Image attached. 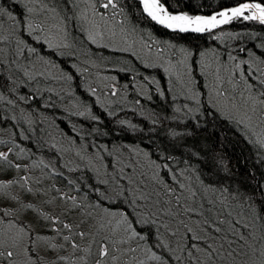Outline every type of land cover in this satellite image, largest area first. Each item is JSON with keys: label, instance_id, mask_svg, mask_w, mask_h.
I'll list each match as a JSON object with an SVG mask.
<instances>
[{"label": "snow or ice", "instance_id": "6c2138e0", "mask_svg": "<svg viewBox=\"0 0 264 264\" xmlns=\"http://www.w3.org/2000/svg\"><path fill=\"white\" fill-rule=\"evenodd\" d=\"M81 2L86 7L75 18L80 21L81 33L86 34L84 39L105 49L113 44L109 49L113 54H127L134 62L142 57L132 38L143 35V22L176 34L212 33L217 40L225 34L215 35V30L233 22H255L264 27V0H237L211 15L179 11L181 0ZM65 3L79 8L77 0ZM21 4L24 0H12L13 11L7 13L0 6V100L6 99L3 89L12 91L45 74L38 64L49 62L39 57L38 47H54L44 34L46 27L48 31H63L57 11L59 0L47 9L41 23L32 21L34 9L27 4L19 16L15 15ZM129 4L134 5L135 12ZM5 15L15 22L7 30ZM49 18L55 23L48 24ZM105 38L107 42L101 43ZM229 38L239 39L240 34ZM154 46L163 62L145 64L144 68L163 67L179 84L178 92L173 85V103L177 96L184 99L182 106L173 109L176 114L183 112V118L173 115L165 119L179 123L206 107L242 130L258 149H264V43L255 45L258 52L237 49L245 53L244 57L231 51L223 56L201 52L198 67L203 81L192 74L189 65L194 53L167 42H143L149 52ZM55 47L72 45L61 42ZM166 53L171 55L163 59ZM73 75L70 72L65 79L71 80ZM91 92L95 94L96 89ZM117 94L112 87L111 95ZM159 95L167 98L166 90ZM34 96L22 95L19 99L31 100ZM91 119L98 122L100 117ZM170 135L176 138L185 133L173 130ZM24 151L20 149L17 159H10L12 148L0 152V264H264V200L257 207L251 196L238 189L203 180L193 183L189 176L191 160H186V168L179 172L164 163L156 164L152 174L135 170L128 174L121 168V174L111 179L106 178L107 173L102 177L96 169L97 183L89 186L95 196L92 199L88 192L81 196V189L70 179L68 191L56 183L48 184V175L63 177L55 167L35 179L21 175L48 168L43 160L22 164L19 157ZM156 169L166 171L160 175Z\"/></svg>", "mask_w": 264, "mask_h": 264}, {"label": "trees", "instance_id": "16d2710c", "mask_svg": "<svg viewBox=\"0 0 264 264\" xmlns=\"http://www.w3.org/2000/svg\"><path fill=\"white\" fill-rule=\"evenodd\" d=\"M35 1L45 2L50 6L56 3V0ZM59 2L57 11L63 20L67 43L72 47H38L39 57L53 64L55 75L37 76L36 80L26 82L17 89L2 90L6 99L0 100V149L12 146L17 159L16 154L23 148L25 151L20 155V161L24 156L29 162L43 159L48 165L43 172L36 173L43 176L50 173L53 167L63 173V177L55 179L48 175V184L56 183L62 190L68 191L66 184L70 179L75 187L81 189V196L88 192L95 199L89 186L97 183V177L89 167L79 165L76 160L70 163L66 159L65 154L56 147L58 141L61 146L62 142L58 139L55 141L51 136L54 128L68 141L75 142L77 148L82 147L85 153L100 151L101 157L106 159L109 153L105 149L120 146L124 149L139 148L156 164L167 163L177 172L186 168V160H191L193 167L189 176L193 183L203 180L205 183L230 186L233 191L238 189L242 194L251 196L259 207L264 200V149H258L246 139L242 130L219 114L213 115L206 107L201 113L194 114L193 118H184L179 123L165 119L166 116L173 115L183 118V112H173L175 107L184 103L183 97L179 96L173 103L176 95L173 91V77H169L163 67L145 69V64L156 62L143 56L134 62L127 54H113L109 50L110 45L109 49L90 45L84 39L86 34L80 31V21L75 18L80 14L81 5L77 8L72 3H65V0ZM236 2L237 0H181L177 10L209 15L221 8L233 6ZM11 4L12 0H0V6H4L7 12L13 11ZM186 4L190 6L185 7ZM129 7L135 12L134 5L129 4ZM22 10L24 4L16 8L14 14L19 16ZM142 31V36L138 33L132 38L141 48H144V41H160L187 48L194 53L189 65L192 74L201 81L204 79L198 67L201 52L208 51L210 55L215 52L223 56L231 51L233 55L244 57L245 53L236 50L244 47L258 52L255 45L264 43V27L255 22H233L222 29H216L215 35L225 34L219 40L213 39L212 33L176 34L147 22L142 23ZM236 34H240L239 39L229 38ZM152 52H155V46ZM170 55L166 53L163 59H168ZM88 61L97 62L100 66L84 64ZM70 65L76 67L70 68ZM87 65L93 74L94 71L97 74L103 71L115 77L118 94L112 95L111 101L105 102L103 98L90 92L92 81L83 72V66ZM70 72L74 73L73 78L65 79ZM165 90L167 98L159 95ZM33 94L35 96L31 100L19 99L22 95ZM9 100L13 103H8ZM79 112H85L86 115L80 116ZM94 115L100 117L98 122L91 119ZM28 116L29 126L25 121ZM40 116L42 127L38 119ZM120 121L125 123L122 125ZM173 130L185 135L173 138L170 135ZM53 144L55 148L52 147ZM165 171L158 169V174L163 175Z\"/></svg>", "mask_w": 264, "mask_h": 264}, {"label": "rangeland", "instance_id": "374dc122", "mask_svg": "<svg viewBox=\"0 0 264 264\" xmlns=\"http://www.w3.org/2000/svg\"><path fill=\"white\" fill-rule=\"evenodd\" d=\"M77 2L81 5L80 7V12L84 10V8L86 7V4L84 2H81V0H77ZM24 4H27V6L29 8H33L34 12L32 15V21L34 23H41L44 20L45 15H47V9L51 8L52 6L47 5V3L45 2H36L35 0H24ZM7 13V11H6ZM4 23V27L7 30L8 28H10L12 26L13 23H15L12 20H9L7 18V15H5V19L3 21ZM48 24H52L55 23L54 21H52L50 18L47 21ZM61 27L63 28V31L61 32H57L55 29H52L51 31L45 30V35H47L51 41V43L55 46L58 43L61 42H65L67 43V39L65 40V31H64V26L63 24L61 25ZM7 34V33H6ZM107 42V38H105V41H102L101 43H106ZM131 42V40L129 41ZM111 47H113V44H109ZM136 50L137 52H139L140 56L145 57L146 59L156 62V63H162L163 61H161V58H159L155 52H149V50L141 48L140 44L137 42L136 43ZM84 64H92L95 67H99L100 64L97 62H93V61H88L85 62ZM84 70L83 72H85L88 76V78L90 79V81H92V87L91 88H95L96 89V93L95 95L101 97L104 99V101H111L112 100V95H111V89L112 87H115L117 89V81L115 79H113V75L110 73H106V72H101V74H97L92 69L87 65V66H83ZM38 68L40 71L44 72V75H55L54 73L55 71V67L53 66V64L48 63L47 65L44 64H38ZM99 72V71H98ZM58 73V72H57ZM43 75V76H44ZM172 82L175 85V88L177 91H179V84L176 83L175 81V77L172 78ZM138 89L140 90V88L138 87ZM91 92V91H90ZM92 93V92H91ZM38 119L41 121L40 126L42 127V119L41 116L38 117ZM25 121L27 123V121H29V116L26 118L25 117ZM30 123V122H28ZM27 123V125H28ZM43 125H45V123H43ZM29 126V125H28ZM1 131V130H0ZM2 132V131H1ZM52 134L51 136L53 137V139L56 141V139L60 140L62 142V146L59 143V141L56 144V147L66 156V159L70 160V163H72L74 160H76V162L79 165H83L86 167H89L95 174L96 176V169L100 170L101 176L104 177L105 173H109L107 175L106 178L110 179L112 178L113 175H119L120 173V169L123 168L125 173L131 174V172L133 170H135L137 173L139 172H147L148 174H152L153 169H155V165L156 163L153 162L148 156L147 154L140 150L139 148H135V147H130L129 149H124L122 147H115L111 150L105 149V151H107L109 154L108 159L106 158H102L101 155L99 154L100 151H95V153H85L84 150L81 148H77L75 144V142L72 141H68L66 139V137L64 135H62L60 133L59 130H55L53 128V130H51ZM10 148L13 149V154L10 156V159H15V153H14V148L11 146ZM8 151V148H4V149H0V152H5ZM17 155V154H16ZM24 159L21 160L20 162L22 164H28V165H32L34 162L38 163L39 161L43 160V159H38L35 161H31L29 162L24 156H22ZM44 161V160H43ZM45 163V161H44ZM39 172L41 173V169L39 168H35L32 169L31 172H24L21 173V175H31L33 177V179L35 178H39L42 175L36 173ZM156 172L158 174V169H156ZM63 191H67V190H63ZM73 195H75V193H72Z\"/></svg>", "mask_w": 264, "mask_h": 264}, {"label": "water", "instance_id": "95a60500", "mask_svg": "<svg viewBox=\"0 0 264 264\" xmlns=\"http://www.w3.org/2000/svg\"><path fill=\"white\" fill-rule=\"evenodd\" d=\"M200 15H205V14H200ZM211 15V14H210Z\"/></svg>", "mask_w": 264, "mask_h": 264}]
</instances>
